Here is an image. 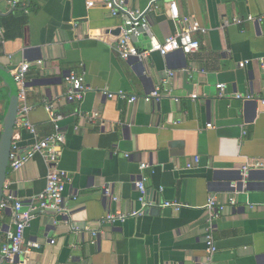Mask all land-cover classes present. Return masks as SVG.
Instances as JSON below:
<instances>
[{"label":"crops","instance_id":"obj_1","mask_svg":"<svg viewBox=\"0 0 264 264\" xmlns=\"http://www.w3.org/2000/svg\"><path fill=\"white\" fill-rule=\"evenodd\" d=\"M12 1L0 0L6 30L0 64L13 73L32 63L26 119L36 130L33 135L16 125L14 144L24 156L36 141L64 134L58 168L68 175V214L35 219L25 244L41 248L4 264H264V171L247 174L252 178L237 204L227 205L213 226L204 209L210 197L228 202L234 196L230 185L240 183L248 158L264 159V0H127L142 12L153 1L147 17L159 41L180 30L169 15L171 2L205 30L194 33L197 53H154L145 62L121 59L116 49L125 19L113 17L103 0H16L15 8ZM134 37L138 49L150 48L146 33ZM244 61L250 63L240 68ZM71 73L83 75L92 89L81 101L67 100ZM2 86L0 133L8 99ZM157 87L167 95L159 104L145 103L142 97ZM104 90L140 100H108ZM142 164L148 167L141 170ZM48 172L41 154L19 171L9 168L4 197L27 205L45 190ZM141 179L150 204L144 215L101 227L108 213L143 210L136 187ZM166 201L190 208L174 212L162 207ZM211 226L218 250L208 260ZM15 228L11 209L0 210V247Z\"/></svg>","mask_w":264,"mask_h":264},{"label":"built area","instance_id":"obj_2","mask_svg":"<svg viewBox=\"0 0 264 264\" xmlns=\"http://www.w3.org/2000/svg\"><path fill=\"white\" fill-rule=\"evenodd\" d=\"M18 2L13 0L11 2L12 8L17 7ZM94 3L90 2L89 6H93ZM104 8L110 12L113 17H123L125 19V26L122 29V33L119 39L117 46V52L121 59L129 60L135 58L140 62H145L152 54L159 53L161 56L166 57L169 53L172 52H182L185 55L197 53L200 50L201 43L194 37L195 32L201 31L202 33L205 30H202L200 25L192 20L190 17H181L178 7L175 2L169 3V15L170 18L180 26L176 33L164 41H159V39L154 35L151 30V26L147 17V14L153 10V1L150 4V7L147 11H138L129 8L127 0H103ZM248 21H256L252 16H249ZM235 24H241L242 20L234 19L232 21ZM225 25H229V22L226 21ZM143 29L144 32L148 35L150 39V48L147 50L138 49L134 42L133 37L138 34V29ZM6 30L0 24V46L4 44ZM262 64L264 65V58L261 59ZM250 61H244L239 64L240 68H245ZM38 65H42V61L37 62ZM32 63L23 62L20 64L14 71L13 76L15 82L18 86L19 92V112L16 125H23L31 134L36 135L35 128L27 121V116L30 111V107L27 104V74L30 70ZM170 77L174 74L170 73ZM67 83L70 86V90L67 95V100L81 101L83 97L92 89L86 84L85 78L83 75L77 73H71L66 78ZM168 83L167 81H165ZM220 96H223L225 91V85H217ZM102 94L108 100L117 99L119 101H124L129 104H134L140 100V97L137 95H130L129 93L121 90L116 93L104 90ZM166 92L160 87L155 88L151 93L142 97V100L148 104H159ZM194 98H196L194 96ZM236 98L243 99L246 101H251L254 99L252 95H236ZM179 101V99H176ZM264 104V101H262ZM51 112L54 121L57 119L53 114L50 108H47ZM207 127H212L209 124ZM66 138L64 134L57 132L52 134L42 140H38L35 144L29 149L26 155L18 154L17 145L13 144L14 152L11 154L10 167L13 171L21 170L26 163L36 154H41L45 159L48 165V175L46 188L43 192L37 195L32 201L27 205L16 200L11 196L4 197L1 201L0 210L11 209L13 213V220L15 224V230L8 231L6 234L7 242L0 247V264L12 261L18 254L24 250L30 251L31 249H40L41 245L38 243H28L25 244V231L28 227L31 226L33 221L40 216L47 214H56L60 216H66L68 214V209L65 206V190L68 183V175L65 171L58 168V164L62 157L63 147L65 144ZM200 159L197 157L194 159V164L198 165ZM193 164H189L188 168H192ZM148 167L146 164L140 166L141 170H145ZM251 171H264V159H247L245 166L243 168L242 174H248ZM248 176V175H247ZM246 185V186H245ZM248 183L244 181V184L240 186V183H233L230 185V189L234 194L233 197L229 199L228 202H220L215 197H210L207 201V204L204 206V209L208 216V223L213 226L217 220H219L224 214L227 205H236L237 204V195L241 191H244L247 188ZM136 187L140 191V202L142 203L143 210L135 211L130 214H125L122 212L108 213L99 225L104 226H114L118 223H124L130 218H136L144 215V211L147 207L150 206L146 202V188L144 179L136 182ZM241 190V191H240ZM106 196H111V190L106 188L104 190ZM163 208L171 209L174 212H180L185 208H190L188 204L181 203L179 201H166L162 205ZM212 226L206 235V245L208 260H211L213 255L217 252L216 243L212 235ZM95 237L99 235V232L93 234ZM53 243V241L51 242Z\"/></svg>","mask_w":264,"mask_h":264},{"label":"water","instance_id":"obj_3","mask_svg":"<svg viewBox=\"0 0 264 264\" xmlns=\"http://www.w3.org/2000/svg\"><path fill=\"white\" fill-rule=\"evenodd\" d=\"M138 33L145 34L143 29H138ZM136 37H133V41ZM15 70V69H14ZM0 84L8 91V99L6 111L2 123L0 133V205L4 198L5 184L9 174V167L11 161V154L14 152V134L16 129V122L19 112V92L18 86L15 82L13 73L10 69L0 64ZM32 83H27L29 89ZM240 186L245 182H249L252 176L249 174L247 177L240 172Z\"/></svg>","mask_w":264,"mask_h":264}]
</instances>
